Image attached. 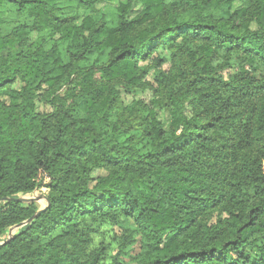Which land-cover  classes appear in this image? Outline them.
<instances>
[{
    "label": "trees",
    "instance_id": "16d2710c",
    "mask_svg": "<svg viewBox=\"0 0 264 264\" xmlns=\"http://www.w3.org/2000/svg\"><path fill=\"white\" fill-rule=\"evenodd\" d=\"M61 1L0 0V264H264V0H138L133 19L122 4L80 25ZM230 54L245 63L224 76ZM153 69L151 104L124 105ZM41 174L49 206L27 223L41 209L16 199ZM104 226L122 230L115 255L95 245Z\"/></svg>",
    "mask_w": 264,
    "mask_h": 264
},
{
    "label": "rangeland",
    "instance_id": "374dc122",
    "mask_svg": "<svg viewBox=\"0 0 264 264\" xmlns=\"http://www.w3.org/2000/svg\"><path fill=\"white\" fill-rule=\"evenodd\" d=\"M127 5L131 4L132 5V10L129 15V19H133L135 16H137L141 10H142V5L138 0H115L112 2H102L96 5V12L88 11L84 8H80L76 5V3L73 0H62L60 7V15L62 18H71V19H78L77 24L80 25L81 22L87 18L88 16H94L95 18L99 19L101 15H105L106 18L110 21V23H114L116 16H117V10L120 7V5ZM242 4L240 2H235L232 6V11L240 9ZM6 15L9 18V21L12 23H17L20 22L21 19L19 16H17L16 12L14 10H6ZM252 29H256L257 25L256 23L251 24ZM39 32H32L29 35V39L31 43H34L38 40L39 38ZM48 36L45 37V39ZM59 35H56L54 37L55 40H58ZM56 41L47 43L49 46L56 45ZM62 49H65V45L60 43L58 44ZM157 56H166L167 58L170 57L169 53L164 50H159L158 52L155 53L154 57ZM106 62V55L105 54H99L95 53L92 54L88 60L84 63L85 67H91L94 68V77L99 80L101 76L100 68L105 64ZM151 63V60L141 63V66H146ZM228 64V66H231V68H226L223 71L224 76L227 74H230L232 72H238L241 65L244 64V60L241 56L237 54H230L226 55L225 58H216L215 64ZM169 63H166L163 67L162 70L164 72H167L169 69ZM233 68V69H232ZM155 73L156 69L151 70L149 75L146 78V81L149 82L150 87L146 89H137L136 91L132 92H124L121 90V97L124 105H132L134 102L138 101H143L146 104H151L152 100L154 99V92L153 89L156 88V84L154 83V78H155ZM79 80L76 81L73 86L78 87ZM22 87V83L20 81H17L14 85V89H20ZM47 87H45L43 92L39 93V96L37 98V111L43 112V113H48L51 112L52 107L50 104H48L45 100V93H46ZM63 90H60L58 94H61ZM61 92V93H60ZM7 100V99H6ZM152 107V106H151ZM155 114L158 118V120L163 124L164 128L168 130L171 117L169 114V111L167 108H156L155 109ZM191 111H187V115L190 116ZM135 132V131H133ZM107 173L103 170H95L92 173V178L96 180L100 176H105ZM40 185L38 189L31 195L23 196L25 198H35L36 201V206L39 209L45 208L49 201H47L48 194L50 192L48 188V184H50V180L46 175L41 174L39 176ZM93 185V184H92ZM21 228L20 225L14 227L9 233V235H12L13 231L16 233L19 229ZM122 234V230L119 226H104L99 230L97 234L94 235V242L95 245L99 244L100 242H104L106 244L111 245V252L112 255L116 254V240L118 237H120ZM252 256H255L254 253H252Z\"/></svg>",
    "mask_w": 264,
    "mask_h": 264
},
{
    "label": "water",
    "instance_id": "95a60500",
    "mask_svg": "<svg viewBox=\"0 0 264 264\" xmlns=\"http://www.w3.org/2000/svg\"><path fill=\"white\" fill-rule=\"evenodd\" d=\"M17 201H20V202H23V203H28V202H34V201H36V199L35 198H25V197H20V198H18V199H16ZM47 201H48V199H47ZM49 206V203H48V205L45 207V208H43V209H41V210H39L32 218H30L29 219V221L27 222V223H30L31 221H33V219L34 218H36L37 216H39L44 210H46V208ZM14 229V228H13ZM15 236V232L13 231V233H12V235H11V238H13ZM4 243H0V245H3Z\"/></svg>",
    "mask_w": 264,
    "mask_h": 264
}]
</instances>
